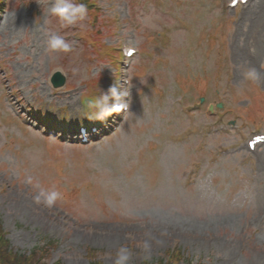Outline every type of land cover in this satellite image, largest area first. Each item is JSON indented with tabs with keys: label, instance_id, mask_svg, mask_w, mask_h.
Instances as JSON below:
<instances>
[{
	"label": "rangeland",
	"instance_id": "obj_1",
	"mask_svg": "<svg viewBox=\"0 0 264 264\" xmlns=\"http://www.w3.org/2000/svg\"><path fill=\"white\" fill-rule=\"evenodd\" d=\"M27 1L9 0L0 12V80L23 108L32 103L58 117L60 105L68 116L75 115L86 80L101 75L99 93L106 92L113 69L106 61L78 60L77 31L69 33L71 52L51 50L48 33L61 36L66 27L51 14L53 5L38 8ZM163 1L175 9L139 0L135 20L123 23L125 36L151 61L141 75L131 70L130 112L113 138L82 147L59 145L8 121L9 113L0 117V223L6 230L12 227L7 237L14 249L29 251L53 240L48 263L89 264L86 248L93 247L99 259L114 264L118 249L129 245L137 264L144 260L145 241L151 250L148 262L166 259L170 244L179 241L181 264H231L232 259L264 264V228H255L264 211V148L260 161L243 147L220 155L216 147L239 141L243 132L204 135L203 115L184 110L204 94L208 102H224L226 118L241 116L242 123L244 115L250 124H264V90L243 75L249 69L244 49L253 30L261 39L257 59L264 55V0L240 13L241 20L233 16L220 22L224 0ZM98 3L127 12L122 0ZM169 17L174 28L183 20L195 23V38L189 40L183 22L173 47L161 46L153 34ZM105 40L111 44L116 37ZM229 58L239 69H232ZM55 67L65 70L72 89L51 88L48 76ZM254 69L263 79L264 72ZM153 155L157 161L150 163ZM196 163L201 168L191 183L189 170ZM41 191L60 195L48 207L43 197L35 200Z\"/></svg>",
	"mask_w": 264,
	"mask_h": 264
},
{
	"label": "clouds",
	"instance_id": "obj_2",
	"mask_svg": "<svg viewBox=\"0 0 264 264\" xmlns=\"http://www.w3.org/2000/svg\"><path fill=\"white\" fill-rule=\"evenodd\" d=\"M51 14L59 18L62 26L67 27L70 25H77L81 28L85 27L83 23L88 16V7L83 3H76L75 0H55L54 5L50 9ZM49 38L47 45L51 50L60 52H71L72 43L66 41L63 36L57 35L54 32L48 33ZM245 79L257 80L258 73L254 68H249L243 73ZM130 95L129 89L121 84H114L109 87L106 92H100L96 97L87 100V107L94 110L92 119L106 122L107 118L112 116L113 113H121L126 111L129 107L128 102L125 101V97ZM111 101V102H110ZM30 182V178H29ZM58 192L45 193L41 191L38 196L35 197L37 202H40L41 197L44 198V203L48 207H52L59 197ZM145 255L144 260H151L150 244L145 241L142 245ZM133 254L126 247H120L116 253L114 264H132Z\"/></svg>",
	"mask_w": 264,
	"mask_h": 264
},
{
	"label": "trees",
	"instance_id": "obj_3",
	"mask_svg": "<svg viewBox=\"0 0 264 264\" xmlns=\"http://www.w3.org/2000/svg\"><path fill=\"white\" fill-rule=\"evenodd\" d=\"M2 244V243H1ZM1 253V251H0ZM2 264H31L30 263V257L27 256H16L12 261L2 263ZM36 264V263H33ZM92 264H100V263H92Z\"/></svg>",
	"mask_w": 264,
	"mask_h": 264
},
{
	"label": "water",
	"instance_id": "obj_4",
	"mask_svg": "<svg viewBox=\"0 0 264 264\" xmlns=\"http://www.w3.org/2000/svg\"><path fill=\"white\" fill-rule=\"evenodd\" d=\"M59 83L62 84L63 83V77L59 78Z\"/></svg>",
	"mask_w": 264,
	"mask_h": 264
}]
</instances>
